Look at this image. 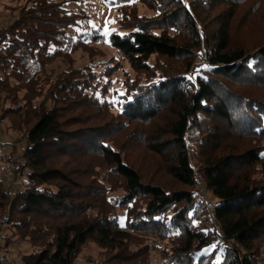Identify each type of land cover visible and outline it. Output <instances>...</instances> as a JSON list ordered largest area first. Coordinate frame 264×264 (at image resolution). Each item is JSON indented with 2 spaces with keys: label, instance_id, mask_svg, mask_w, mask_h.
<instances>
[{
  "label": "trees",
  "instance_id": "obj_1",
  "mask_svg": "<svg viewBox=\"0 0 264 264\" xmlns=\"http://www.w3.org/2000/svg\"><path fill=\"white\" fill-rule=\"evenodd\" d=\"M104 1L123 32L73 39L86 14L63 0L0 26V122L25 180L4 188L0 165V248L31 247L14 264H78L90 243L91 264H264V0ZM106 39L133 70L116 100L119 61L73 66Z\"/></svg>",
  "mask_w": 264,
  "mask_h": 264
},
{
  "label": "rangeland",
  "instance_id": "obj_2",
  "mask_svg": "<svg viewBox=\"0 0 264 264\" xmlns=\"http://www.w3.org/2000/svg\"><path fill=\"white\" fill-rule=\"evenodd\" d=\"M26 0H0V26H3L10 22L13 18L18 15V9ZM65 6L73 10H83L85 12V17L78 21V24L71 26L67 30V34L73 39L77 38L81 33L92 32L94 29H98L105 36H108L111 32H123L118 27L117 19L120 17V13L116 10V7L110 5L104 0H63ZM138 10L140 13L151 14L152 11H149L145 6L138 3ZM240 13V12H239ZM248 36H255L254 33H250ZM94 54H90L85 49H78L73 53V66H84L88 65L95 69H99L100 63L108 58H113L115 61H119L121 64V69L118 70L114 75H112V84L110 91L108 93V99L116 100L119 94H122L125 90L124 80L125 73L129 77L133 75V70L131 69L129 63L120 55L115 48H113L107 39L102 43L93 44ZM67 69V64L60 58H58L53 64L47 67V73L55 77L62 70ZM1 76V73H0ZM19 132L14 128H10L6 123L0 122V165L2 166V173H5L6 169L15 168V162L12 160H7L11 148V143L17 141L19 138ZM21 143H18L19 150L21 152ZM130 157L136 160V163L139 164V161H149V156L145 149H134L129 154ZM150 169V168H149ZM151 170V169H150ZM4 175V174H3ZM165 173L160 171L157 175L158 179H164ZM24 178H21L19 181H13L14 188H20L21 182H24ZM5 188V187H4ZM198 189L199 196L201 198L209 199L212 203L215 201L210 193L200 190L201 185L196 187ZM117 194H121V190H118ZM118 217L120 223H123L125 218V210H118ZM7 230L5 228L0 229V238L2 239V234H6ZM0 241V242H1ZM31 250V247L25 242L15 241L7 248H0V254L2 256L8 255L12 264L16 263L19 259V256L23 253H27ZM99 249L98 247L90 243L85 247L77 261L78 264H91L87 261V258H92L94 261L97 260ZM261 254L264 263V243L261 244ZM0 255V256H1ZM2 260V259H1ZM152 262L153 264H160V256L158 252L152 253Z\"/></svg>",
  "mask_w": 264,
  "mask_h": 264
},
{
  "label": "built area",
  "instance_id": "obj_3",
  "mask_svg": "<svg viewBox=\"0 0 264 264\" xmlns=\"http://www.w3.org/2000/svg\"><path fill=\"white\" fill-rule=\"evenodd\" d=\"M3 184L5 188H9L12 186L13 184L12 169H9V168L6 169L4 176H3ZM1 259L4 261L5 264H12L8 255H5V256L1 255Z\"/></svg>",
  "mask_w": 264,
  "mask_h": 264
}]
</instances>
